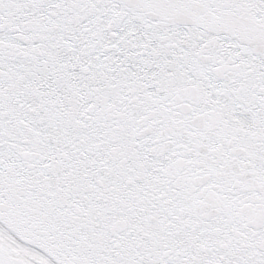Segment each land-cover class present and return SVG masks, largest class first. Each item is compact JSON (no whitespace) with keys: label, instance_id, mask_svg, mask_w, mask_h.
Wrapping results in <instances>:
<instances>
[{"label":"snow or ice","instance_id":"1","mask_svg":"<svg viewBox=\"0 0 264 264\" xmlns=\"http://www.w3.org/2000/svg\"><path fill=\"white\" fill-rule=\"evenodd\" d=\"M0 264H264V0H0Z\"/></svg>","mask_w":264,"mask_h":264}]
</instances>
